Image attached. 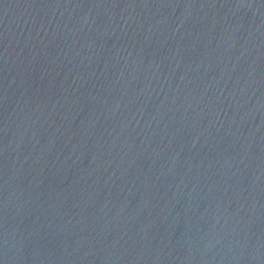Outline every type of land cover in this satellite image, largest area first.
Wrapping results in <instances>:
<instances>
[{
	"label": "water",
	"instance_id": "1",
	"mask_svg": "<svg viewBox=\"0 0 264 264\" xmlns=\"http://www.w3.org/2000/svg\"><path fill=\"white\" fill-rule=\"evenodd\" d=\"M0 264H264V0H0Z\"/></svg>",
	"mask_w": 264,
	"mask_h": 264
}]
</instances>
